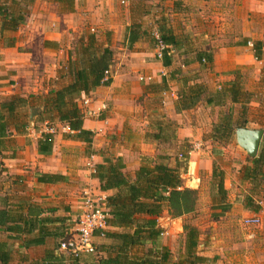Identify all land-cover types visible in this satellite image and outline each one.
Returning <instances> with one entry per match:
<instances>
[{"label":"crops","instance_id":"0c3cea01","mask_svg":"<svg viewBox=\"0 0 264 264\" xmlns=\"http://www.w3.org/2000/svg\"><path fill=\"white\" fill-rule=\"evenodd\" d=\"M2 7L26 17L15 32L0 33V108L7 127V135L0 137V258L6 259L0 264H71L56 243L65 230L74 232L82 193L105 198L115 193L100 192L91 166L102 164L104 158L120 159L130 180L143 160L155 161L159 155L169 156V166L176 167L178 160L169 151H161L162 145L146 138L158 123L175 124L172 152L186 158L188 171L181 178L193 189L198 185L189 183L200 182L195 170L203 169L212 179L211 164L218 150L212 131L225 115L232 116V143L236 129L264 131V117L258 116H264V0H0ZM3 20L0 17V31ZM131 30L136 31L133 43ZM160 31L175 40V46L167 47L171 58L167 67L157 59L153 42ZM90 38L95 39L97 52L112 53L110 85L74 99L83 113V129L93 134L91 144L75 139L55 120L59 130L50 150L40 151L41 126L51 117L44 113L46 98L74 80ZM204 55L211 64L199 63ZM163 80L164 91L159 88ZM234 81L250 95L246 112L241 104L230 102L228 93L219 105H208L209 98ZM193 87L202 89L200 102L176 113L179 93ZM12 98L22 102L9 113L2 104ZM103 106L106 110L99 112ZM31 109L42 110L33 126ZM240 170L222 169L224 189L234 190L230 208L244 204L238 186H252L242 181ZM43 175L53 177L44 182ZM261 202L257 204L263 211L259 208L242 217L260 213L261 226L244 229L241 220L240 245L232 240L234 216L214 225L200 252L209 264H264ZM162 214L168 217L167 211ZM105 241L94 238L95 245ZM160 245L171 251L164 241ZM88 258L84 255L80 264Z\"/></svg>","mask_w":264,"mask_h":264},{"label":"trees","instance_id":"16d2710c","mask_svg":"<svg viewBox=\"0 0 264 264\" xmlns=\"http://www.w3.org/2000/svg\"><path fill=\"white\" fill-rule=\"evenodd\" d=\"M2 30L15 32L20 25L25 22V14L15 16L10 14L6 8H0ZM136 32V31H135ZM135 32L131 30L129 42L136 39ZM159 39L166 46L162 55V64L171 65V58L167 47L175 46V40L169 33L160 31ZM156 46V40H153ZM9 47H13L12 44ZM86 59L82 62L81 69L74 74V80L67 86L49 92L44 105V113L50 114L49 120H56L73 132L77 140L91 144L93 134L83 129V113L77 107L74 99L81 93L87 95L89 92L100 86H109L111 79L104 80V73L108 71L112 63V53L109 49L97 52L95 39L90 38L87 49L84 50ZM199 63H212V59L204 55L199 58ZM159 88L166 90L167 83L161 82ZM225 93L232 104H241L242 113L245 112L246 104L249 103L250 95L242 92V88L237 81L221 92H217L207 100L208 105H219L225 98ZM203 95L200 87L188 88L184 93H179L178 102L175 105L176 113L188 111L197 105ZM217 101V102H216ZM22 100L12 98L4 102L2 107H6L9 113ZM0 108V137L7 135V127L4 123V115ZM239 127H244V124ZM176 126L168 121L158 123L152 133L147 134L151 141L159 145H170L175 141ZM232 116L229 113L214 127L213 134L217 143L216 156L221 155L223 147L229 145L233 136ZM43 142L39 143V150L48 152L53 140V136L44 135ZM170 157L159 155L155 161L143 160L134 175V179H128L123 171L124 165L120 159L111 160L104 158L102 164L95 167L94 179L98 181L99 190L102 193L114 191L115 193L106 198L108 209L107 226L103 239L106 243L95 245V253L86 255L88 260L84 264H209V260L199 252V232L195 227L184 225L183 230V252L176 260H171V253L166 247L159 244L162 229L158 225V219L164 211H167L171 219H179L195 212L198 204V191L185 187L181 173L187 171V160L183 156L175 168L169 166ZM53 176L43 175L40 180L46 182ZM240 177L243 182H249L253 187L264 185V140L261 144L258 155L254 159H248V164L240 170ZM212 181H217L215 187L218 197L217 209L221 214L229 210L226 202L227 191L224 189V173L215 164L212 166ZM251 201L247 198L245 206ZM259 208L255 209L258 211ZM218 216H216V219ZM71 237L65 230L59 236L56 243L58 250L61 241ZM99 237V235H95ZM150 244V248L143 254H136V249ZM105 257H99L100 255ZM83 257V256H82ZM69 258L71 264H80L82 259ZM95 257V260L93 259ZM5 261V258H0ZM93 260V261H91ZM95 261V262H94ZM94 262V263H93Z\"/></svg>","mask_w":264,"mask_h":264},{"label":"rangeland","instance_id":"374dc122","mask_svg":"<svg viewBox=\"0 0 264 264\" xmlns=\"http://www.w3.org/2000/svg\"><path fill=\"white\" fill-rule=\"evenodd\" d=\"M247 109L248 106L246 107L245 112ZM258 116L261 117L262 119L264 117L263 115H258ZM47 121H49V123H51L56 128L57 131L59 130V127L54 120L51 121L48 118ZM165 121H168V119H166ZM230 143L229 145L227 146L225 145L223 147V150L221 152L222 154L216 156V159L212 161L211 166L215 164V166L221 171L222 169L229 168L231 170V173L233 172L236 173L238 168L241 169L243 163L248 162V159L243 151L236 148L234 143L232 142ZM160 148L161 151H169V153L171 154V158L172 159L175 158L176 160H178L177 165L184 164V162L179 161L182 159L178 158V154L172 152L174 151L173 149L176 148V144L174 145V143H171L169 147H166L167 148L166 150H162L163 148H165V145L163 146V148L160 146ZM195 175H196L194 176L195 178L199 177L200 180L199 184L197 182L196 184H192L194 183V181H191L189 183V185L192 187L198 185L197 189H193L190 187V189L198 191V204L195 212L179 219H171L168 216L171 220L168 219V217H166L164 214H162L158 219V223L160 222L166 228L165 229L166 233L160 237L159 244H161L162 241H164V244H168L169 248H171L170 252H171L172 261H176L183 252L184 235H183V230L180 228H182L184 225L195 227L198 230L199 243H200L198 252L200 253L203 250V244L206 243V245H208L207 238L212 234L215 224H220L221 222H224L225 218H226L225 222H229V220L231 221L234 216V220H236L237 222L234 230L236 233L232 234V236L234 235L232 237V240L236 242L235 244L240 245L244 242L242 241L241 238L242 232H244V230L240 227V222L242 220L243 215L246 214L250 215L257 208H260L259 211H263L261 210L260 205L257 203L261 201L264 202V185H260L258 187H252L246 183L242 184L241 186L239 185L238 186V189L240 190L239 195L242 196L240 199H244L243 202L244 204L242 206H237L236 208H232V207L230 208L229 205V210L226 213L221 214L220 213L221 211L217 209L218 197L216 194L215 187L213 186L214 184H216L217 181L210 180L208 178V174L205 173L203 169L199 173H197V170H195ZM224 177L226 178V174H224ZM233 193L234 190H232V188L227 190V198H226L227 204H229V202L233 200L234 197ZM247 198L251 201V203H249L248 206L246 207L245 200ZM216 216H218L217 219ZM229 216H232V218L229 219ZM255 216L260 217V213L255 214ZM230 225H232V222L230 223ZM148 248H150V244H146L144 247H140L139 249H136L135 252L136 254H143L146 250H148ZM93 259L95 260V257H93Z\"/></svg>","mask_w":264,"mask_h":264},{"label":"built area","instance_id":"2783aa9c","mask_svg":"<svg viewBox=\"0 0 264 264\" xmlns=\"http://www.w3.org/2000/svg\"><path fill=\"white\" fill-rule=\"evenodd\" d=\"M122 2V4H124ZM156 48L157 59L161 61L162 53L166 49V46L159 39V35L156 33ZM104 80L110 79L109 71L104 73ZM87 100L84 101V105H88ZM106 110V106H103L99 112ZM97 113L89 112V115H97ZM44 135L54 136L57 132L56 128L49 122H44L41 126ZM63 131H69L67 127L63 128ZM179 159H183V155L178 156ZM95 167L92 168V176L95 174ZM81 212L76 218L75 229L68 240L61 241L58 251L71 259L80 258L84 255H92L95 253L94 238L95 235H99L100 238L104 237V232L108 229V209L106 207V198L95 194L91 191H85L81 195ZM261 226V218L259 216L246 217L242 220V227L249 230H255ZM163 231V230H162ZM164 235V232L161 236Z\"/></svg>","mask_w":264,"mask_h":264},{"label":"water","instance_id":"95a60500","mask_svg":"<svg viewBox=\"0 0 264 264\" xmlns=\"http://www.w3.org/2000/svg\"><path fill=\"white\" fill-rule=\"evenodd\" d=\"M42 113L41 109H31L30 125L33 126L36 118ZM263 130L236 129L234 132V145L245 153L249 159L257 157L262 142Z\"/></svg>","mask_w":264,"mask_h":264}]
</instances>
